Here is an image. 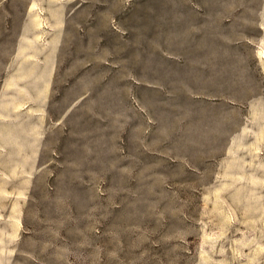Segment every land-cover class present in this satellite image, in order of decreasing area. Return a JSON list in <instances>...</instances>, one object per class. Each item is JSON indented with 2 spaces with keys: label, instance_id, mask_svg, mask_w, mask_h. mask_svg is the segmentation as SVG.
<instances>
[{
  "label": "rangeland",
  "instance_id": "1",
  "mask_svg": "<svg viewBox=\"0 0 264 264\" xmlns=\"http://www.w3.org/2000/svg\"><path fill=\"white\" fill-rule=\"evenodd\" d=\"M0 264H264V0H0Z\"/></svg>",
  "mask_w": 264,
  "mask_h": 264
},
{
  "label": "crops",
  "instance_id": "2",
  "mask_svg": "<svg viewBox=\"0 0 264 264\" xmlns=\"http://www.w3.org/2000/svg\"><path fill=\"white\" fill-rule=\"evenodd\" d=\"M34 71L35 72H40V70L36 66L34 67ZM45 81L46 80L42 76H40L37 79H35L33 83H31V87L34 89V92L37 91L39 93V97H41L43 95V93L45 91L47 92L48 89L50 88L49 83L45 82ZM36 102H37V100H36ZM17 110H18V108H16L15 111H17Z\"/></svg>",
  "mask_w": 264,
  "mask_h": 264
}]
</instances>
